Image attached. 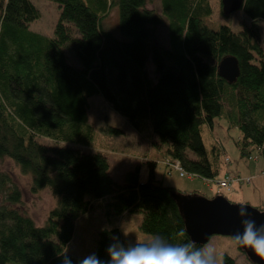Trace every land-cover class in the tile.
<instances>
[{
  "label": "trees",
  "instance_id": "1",
  "mask_svg": "<svg viewBox=\"0 0 264 264\" xmlns=\"http://www.w3.org/2000/svg\"><path fill=\"white\" fill-rule=\"evenodd\" d=\"M49 1L60 11L53 37L29 30L39 18L29 0H0V158L31 177L32 193L47 188L56 198L37 226L14 207L21 193L0 174L6 194L0 205V264H63L76 221L95 207L107 217L139 213L142 233L171 244L190 241L175 201L182 193L155 177L154 163L145 182L135 168L120 185L103 154L77 148L94 138L88 101L100 94L135 131L156 137L166 158L203 180L220 175L222 147L207 149L201 136L202 126L212 128L215 118L240 132L234 142L241 159L254 152L264 158V49L257 27L264 0H244L240 10L250 23L238 32L203 24L211 14L208 0H158L159 12L147 8L155 0ZM111 8L118 12L119 37L102 26ZM164 22L167 48L156 35ZM226 56L239 66L231 84L217 70ZM39 138L67 146H47ZM117 233L104 229L97 236L93 253L104 264L109 246L119 242ZM221 261L236 264L226 254Z\"/></svg>",
  "mask_w": 264,
  "mask_h": 264
},
{
  "label": "rangeland",
  "instance_id": "2",
  "mask_svg": "<svg viewBox=\"0 0 264 264\" xmlns=\"http://www.w3.org/2000/svg\"><path fill=\"white\" fill-rule=\"evenodd\" d=\"M39 12V18L29 24V30L42 36L53 37L54 26L59 18L58 5L49 0H29ZM211 7V14L203 19V24L217 30L220 26L226 25L234 32L241 30L242 23L249 24L248 18L241 10L233 12L229 16H224L221 10L220 0H208ZM160 4L155 0L147 8L160 11ZM118 12L116 8L109 9L107 15L102 20L104 30H107L119 37L118 33ZM259 39L264 49V19L257 22ZM157 38L159 43L168 47V31L164 22L157 28ZM152 73V64L148 66ZM88 123L93 127L94 138L90 145L78 146L84 153L99 152L103 154L109 164V174L111 178L122 185L125 174L138 168L139 180L145 182L148 178L151 164L154 163V175L161 180L165 186L175 188L182 194H198L207 199L216 196V188L213 181L203 180L198 177L192 179L181 178L176 171H169L164 163L166 161V148L158 147L156 137L135 131L127 121L104 101L100 94H95L89 99ZM118 129L120 132L114 133L111 129ZM203 143L207 149L212 145L219 144L222 147V161L219 162V172L222 175L229 167L246 175L255 167L254 159L261 160L257 153H253L250 159H241L235 146V140L240 136L237 129H229L224 119L215 118L213 127L203 125L201 128ZM38 141L47 146H67L56 144L44 138ZM228 161H225V160ZM257 161V160H256ZM6 174L14 186L21 193V201L14 206L17 210L30 217L37 226H42L50 210L56 205V198L49 189H43L37 193L30 191L31 177L20 172L16 164L9 158H0V174ZM241 175V176H242ZM0 190V205H4L6 194ZM222 197L234 205L244 204L239 190L236 192H223ZM87 200H92L86 196ZM141 214L136 212H124L121 215L105 216L104 212L95 207L92 211L81 215L75 223V232L72 240L65 248V252L78 259L93 254L96 239L100 231L107 229H117L119 243L125 247L135 243H143L153 236L144 234L139 230ZM207 246L215 248L220 258L224 254L232 257L236 264H254L248 260L231 237L212 236ZM204 245V246H205ZM8 264H14L9 262Z\"/></svg>",
  "mask_w": 264,
  "mask_h": 264
},
{
  "label": "clouds",
  "instance_id": "3",
  "mask_svg": "<svg viewBox=\"0 0 264 264\" xmlns=\"http://www.w3.org/2000/svg\"><path fill=\"white\" fill-rule=\"evenodd\" d=\"M237 216L241 230L232 236L234 244L239 248H247L264 261V222L259 225L249 207L240 204ZM184 236L183 230L179 233ZM110 257L108 264H222L215 248L196 245L194 240L186 243L171 244L160 236H153L143 243H135L125 247L118 241L107 249ZM63 264H73L65 254ZM79 264H104L94 253L79 261Z\"/></svg>",
  "mask_w": 264,
  "mask_h": 264
},
{
  "label": "water",
  "instance_id": "4",
  "mask_svg": "<svg viewBox=\"0 0 264 264\" xmlns=\"http://www.w3.org/2000/svg\"><path fill=\"white\" fill-rule=\"evenodd\" d=\"M221 10L224 16H229L233 12L242 8L244 0H220ZM218 75L228 83H233L239 75V66L236 58L226 56L217 66ZM175 201L184 219L185 232L190 240H194L196 245L204 246L212 236L231 237L239 230L240 221L237 216V207L225 200L221 196L207 199L200 195L184 196L177 194ZM257 224L264 222V212H261L248 205ZM239 248V247H238ZM248 260L254 264H264L252 250L239 248Z\"/></svg>",
  "mask_w": 264,
  "mask_h": 264
},
{
  "label": "crops",
  "instance_id": "5",
  "mask_svg": "<svg viewBox=\"0 0 264 264\" xmlns=\"http://www.w3.org/2000/svg\"><path fill=\"white\" fill-rule=\"evenodd\" d=\"M260 157L261 160L256 159V161L254 159V161L257 163L252 169V172L249 171V173L246 175H242V173L240 174V171L237 173L236 171H233L230 167L229 169L227 168V170L224 171L222 175L220 174L218 178L213 181L214 186L216 188V195L219 194L222 196L223 192L230 193L239 190L240 194L242 195V201L244 202V205H248L255 209H264V158L262 156ZM224 178L233 180L235 179V181L230 182L229 189H219L216 185L218 181H221ZM238 178H249L250 181L248 183H242L237 180Z\"/></svg>",
  "mask_w": 264,
  "mask_h": 264
},
{
  "label": "built area",
  "instance_id": "6",
  "mask_svg": "<svg viewBox=\"0 0 264 264\" xmlns=\"http://www.w3.org/2000/svg\"><path fill=\"white\" fill-rule=\"evenodd\" d=\"M164 165L167 167L169 171L171 170L176 171L178 176L181 178L192 179L195 177L194 174L185 172L183 168L181 167V164L179 161L166 159ZM237 180L242 183H248L250 181L249 178H245V179L238 178ZM231 181H235V179L233 180V179L224 178L223 180L218 181L216 185L219 189H229Z\"/></svg>",
  "mask_w": 264,
  "mask_h": 264
}]
</instances>
